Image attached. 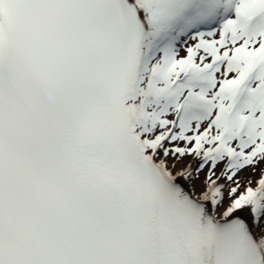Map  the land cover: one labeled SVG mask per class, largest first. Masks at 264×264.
I'll use <instances>...</instances> for the list:
<instances>
[{"label": "snow or ice", "instance_id": "6c2138e0", "mask_svg": "<svg viewBox=\"0 0 264 264\" xmlns=\"http://www.w3.org/2000/svg\"><path fill=\"white\" fill-rule=\"evenodd\" d=\"M0 264H264V0H0Z\"/></svg>", "mask_w": 264, "mask_h": 264}]
</instances>
